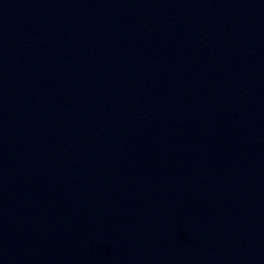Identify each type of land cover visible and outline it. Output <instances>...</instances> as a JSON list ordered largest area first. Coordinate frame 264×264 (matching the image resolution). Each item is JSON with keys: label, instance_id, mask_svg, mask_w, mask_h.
<instances>
[{"label": "water", "instance_id": "obj_1", "mask_svg": "<svg viewBox=\"0 0 264 264\" xmlns=\"http://www.w3.org/2000/svg\"><path fill=\"white\" fill-rule=\"evenodd\" d=\"M0 264H264V0H0Z\"/></svg>", "mask_w": 264, "mask_h": 264}]
</instances>
